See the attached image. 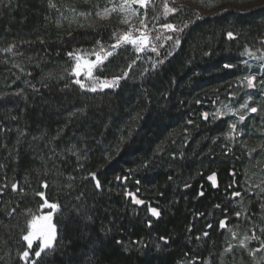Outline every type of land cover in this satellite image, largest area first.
I'll list each match as a JSON object with an SVG mask.
<instances>
[{
  "label": "trees",
  "instance_id": "obj_1",
  "mask_svg": "<svg viewBox=\"0 0 264 264\" xmlns=\"http://www.w3.org/2000/svg\"><path fill=\"white\" fill-rule=\"evenodd\" d=\"M84 2L0 3V186L7 185L0 187V264L35 260L37 247L27 262L21 258L24 227L29 211L40 208L44 183L62 215L54 249L37 264H203L219 251L225 219L235 214L232 193L243 197V172L230 152L212 155L218 129L202 118L196 125L191 113L207 110L212 100H193L190 109L197 89L189 78L195 72L198 84L206 82L211 66L221 69L212 79L229 76L233 66L224 65L232 60L224 48L262 38L264 10L241 20L250 24L242 37L227 30L226 15L197 21L192 48L185 42L156 77L87 94L62 81L61 73L76 53L108 47L114 27L58 28L54 22L58 11ZM228 32L237 39L227 41ZM123 62L113 59L106 67ZM178 125L189 130V143L182 141L183 130L172 131ZM163 142V152L155 154ZM127 193L144 203L134 204Z\"/></svg>",
  "mask_w": 264,
  "mask_h": 264
},
{
  "label": "rangeland",
  "instance_id": "obj_2",
  "mask_svg": "<svg viewBox=\"0 0 264 264\" xmlns=\"http://www.w3.org/2000/svg\"><path fill=\"white\" fill-rule=\"evenodd\" d=\"M158 1L148 0L146 6L141 7L138 4L124 6V0H85L83 6L78 4L76 6L67 5L63 11H58L56 18H54L58 28H94L106 25L114 27L112 35L107 39L110 45L108 47L103 46V52L101 51L102 46H99L94 50L78 52L73 55L64 66L61 75L65 79L61 80L80 87L74 82L79 79L85 85V88H80L87 94L116 91L127 83L141 85L145 79L156 77L160 67L165 66L176 55L180 54L185 42L187 43V45L185 44L186 47L192 48V43L188 40L197 21L202 22L207 18L217 19L226 15L229 25H232L227 30L234 31L235 29L238 31L237 35L242 37L246 30H249L250 24L249 21L242 23L241 20L244 17H253L254 14L264 10V0H164L162 3ZM72 3L76 4L75 2ZM55 6L51 3L50 9H54ZM166 8H173L175 11L168 12ZM189 8L194 9V17L185 13ZM195 17L197 20H194ZM125 20L127 23L123 22ZM219 21L213 20L214 23ZM167 23L173 24L178 30L166 29L164 25ZM185 24H187L186 28L184 27ZM179 29L183 30L180 31ZM125 32H131L134 37L146 34L148 48L139 53L131 44H121L119 48L112 49L111 45L116 43V39ZM169 36L173 39L168 40L167 37ZM175 39L180 40L178 47L174 44ZM236 39L237 36L233 34V38L228 37L227 41ZM153 46L156 47V52L149 50ZM220 47L216 44L217 51L220 50ZM224 49L230 54L233 70L224 79L221 77L212 79L213 73L219 74L221 69L211 66V70L207 71V81L199 84L196 82V77L201 76L194 72L189 81L191 87L197 90L192 92L189 106L191 109L193 100H212V105L207 110L202 111V113H194L193 110L191 113L195 115L194 122L196 125L201 118L205 119L203 114L207 113L208 118L206 120L217 127L218 130L213 140L219 142L212 155L220 156L223 153L227 155L230 152V155L239 159L237 164L243 172L240 184L243 197L241 194L236 197L235 201L233 200L235 214H231L225 219L228 224L224 230L225 235L221 239L222 245L219 251L213 250L214 252L207 257L203 264H264V245H262L264 242V84L260 83L261 80H264V35L252 44L242 41L236 47ZM108 51H112L113 55L108 56L102 64H97L92 69L91 77L86 75V69L78 77L72 75L77 62L76 56L79 55L84 60L95 61L97 53L103 58ZM168 52H171V55H167ZM118 58L124 61L120 66L106 67L113 59ZM161 59L164 63L159 64L158 61ZM154 64L155 67H153ZM124 72H127L128 76L126 79H121L117 87L103 90L97 88L96 92L87 90L95 82L96 77H99L100 80H111L121 76ZM250 75L256 77L253 88H249L245 80V77ZM245 104L248 105V108L257 107L258 112L250 113L248 108L241 107ZM241 114L246 117L242 123L239 122ZM232 124H236V131H232L230 127ZM178 129L183 130L181 133L182 141L189 143L191 140L189 130H186L184 125L182 127L178 125L172 131ZM197 143L199 142L196 141L195 144ZM166 145L165 142L156 145L154 153L161 154ZM59 151L61 152L59 149L56 153ZM200 157L202 156L200 155ZM43 185L44 199H47V188ZM44 199L39 196L40 208L35 207L29 211L24 227V235H26L29 221L34 216L51 217L50 223L55 228L56 238L53 247L46 249L41 255L54 249L58 236L56 219H60L62 215V210L55 203L56 200L52 203L57 204L58 207L49 209L44 205ZM47 201L49 202L48 199ZM237 213L240 215L237 216ZM47 223L41 219L35 226L36 231H42ZM253 236L256 238L253 239ZM25 244L27 251L31 253L36 247L38 249L40 240H34L32 249L28 248L26 241ZM21 249L22 246H19L18 251ZM18 251L17 253L20 252ZM34 259L36 260V257Z\"/></svg>",
  "mask_w": 264,
  "mask_h": 264
},
{
  "label": "snow or ice",
  "instance_id": "obj_3",
  "mask_svg": "<svg viewBox=\"0 0 264 264\" xmlns=\"http://www.w3.org/2000/svg\"><path fill=\"white\" fill-rule=\"evenodd\" d=\"M0 3H2V0H0ZM147 3H148V0H124V6H130L131 4H138L141 7H145ZM106 11H108V10H106ZM166 11L174 12L175 9L166 8ZM123 22L127 23L126 20L123 21ZM164 27L166 29H169V30H172V31L178 30L176 28V26H174L171 23L165 24ZM184 27L186 28L187 24H185ZM179 30L182 31L183 29H179ZM113 35L115 36V33ZM228 37L230 39L233 38V34L231 32H229L228 33ZM157 39H159V37H157ZM167 39L168 40H172L173 38L171 36H169V37H167ZM97 43H99V41ZM121 44H131L136 49V51L138 53L139 52H143V51H145L146 48H148V37H147L146 34H142L141 36L134 37L131 32H125L123 35L119 36L116 39V43L112 44L111 48L112 49H117V48H119L121 46ZM174 44H175V46L178 47L180 45V40L179 39H175ZM161 47H163V45H161ZM149 50L152 51V52H156L157 51L155 46L151 47ZM7 51H11V49L9 48V49H7ZM101 51L102 52L104 51L103 47H101ZM111 55H113V52L112 51H108V52H106V54L102 58L100 56V54L97 53L95 61L84 60L81 56H79V55L76 56V61L77 62H76L75 67L73 68L72 75L78 77V76H80L82 74L83 70L86 69L87 70L86 71V75L91 77L92 69L97 64H102L103 61L106 60L107 57L111 56ZM167 55H171V52H168ZM158 63L162 64V63H164V61L161 59V60L158 61ZM155 66L156 65L154 64L153 67H155ZM224 67L225 68H229V67H232V65L225 64ZM129 68H131V65H129ZM127 76H128V73L124 72L121 76L114 77L111 80H107V79L100 80L99 77H96L95 82L87 90L92 91V92H96L97 88H99L100 90H103L105 88L117 87L119 85V81L121 79H126ZM245 80L247 81V86L249 88L255 87L256 77L254 75L246 76ZM74 82L76 84H79L82 89L85 88V85L83 83H81V81L79 79H76ZM260 83L264 84V80H261ZM241 107L242 108H248V105L245 104V105H242ZM248 111L250 113H257L258 109H257V107H251V108H248ZM203 115H204L205 119L208 118V114L207 113H204ZM245 119H246L245 115L241 114L239 116V122L242 123ZM189 123H191V121H189ZM230 127H231L232 131H236V127H237L236 124H232ZM130 135H131V132H129V136ZM90 175L92 176L93 180H96V188L100 189L101 188V184H100L99 180L97 179L95 173H91ZM233 175H234V173H233ZM118 179H121V178L118 177ZM209 180L212 181V185L215 187L216 186L215 174L210 176ZM137 183H139V181H137ZM47 186L48 185L46 183L43 185V187H45V188H47ZM0 187H7V185H3V186H0ZM11 187H12V191H16L17 190V184L16 183H13L11 185ZM37 194L39 196H41L42 199H44V193L43 192H39ZM127 195L132 197V202L134 204H136V205H141V204L144 203V201H142L140 199H137L132 193H127ZM200 195H203V193L201 192ZM240 195H241L240 192L232 193L233 197H239ZM44 205L47 208H49V209H56L58 207V205L55 204V203H49L47 201V199H44ZM217 207H219V205H217ZM150 212L155 217H159V215H160L159 211L156 208H154V207L150 209ZM239 215L240 214L237 213V216H239ZM41 219H43L44 221H47L48 223L46 224V227L42 231L38 232V231H36L35 226L37 225V223ZM50 220H51L50 216L43 217V218L34 216L32 218V220L29 221L28 232H27L26 235L23 236V239L27 242L28 248L32 249L34 240H36V239L40 240V244L38 246V250L34 251V256L36 257V260H33L32 264H37V260L41 257V254L44 253L46 249H51L53 247V242H54V240L56 238V233H55V228L50 223ZM225 223L226 222L223 221V220L220 221V227L223 228L225 226ZM208 227L210 228L211 225L209 224ZM204 235L207 236L208 233L205 232ZM197 238L199 239V237H197ZM255 238L256 237L253 236V239H255ZM262 245H264V242H262ZM29 256H30V253H29V251L26 250V251H23L21 258L25 259V261L27 262Z\"/></svg>",
  "mask_w": 264,
  "mask_h": 264
}]
</instances>
